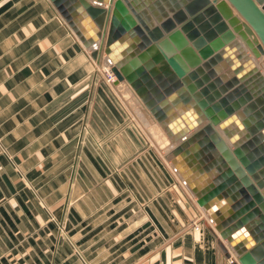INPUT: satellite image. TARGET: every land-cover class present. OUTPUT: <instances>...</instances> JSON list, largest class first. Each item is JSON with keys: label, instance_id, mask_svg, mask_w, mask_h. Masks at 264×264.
Wrapping results in <instances>:
<instances>
[{"label": "crops", "instance_id": "0c3cea01", "mask_svg": "<svg viewBox=\"0 0 264 264\" xmlns=\"http://www.w3.org/2000/svg\"><path fill=\"white\" fill-rule=\"evenodd\" d=\"M107 62L52 0H0V264H229Z\"/></svg>", "mask_w": 264, "mask_h": 264}, {"label": "water", "instance_id": "95a60500", "mask_svg": "<svg viewBox=\"0 0 264 264\" xmlns=\"http://www.w3.org/2000/svg\"><path fill=\"white\" fill-rule=\"evenodd\" d=\"M52 2L175 143L232 264H264V0Z\"/></svg>", "mask_w": 264, "mask_h": 264}, {"label": "rangeland", "instance_id": "374dc122", "mask_svg": "<svg viewBox=\"0 0 264 264\" xmlns=\"http://www.w3.org/2000/svg\"><path fill=\"white\" fill-rule=\"evenodd\" d=\"M259 60H260V62L262 64H264V57L263 56ZM119 93L122 96V98L126 101L128 106L132 109L134 114L137 116V118L139 120L140 127L142 128V130L146 134H148V140H149L150 143H152L154 145V148H155V151H156V155H158L159 158L163 159L164 161L167 160L168 162H170L168 160L167 156H166L167 153H168V149H167L168 148V143L170 141L169 136L167 135V133L165 132L164 128L161 126L159 121L156 119V117L153 115L151 110L146 106L145 102L142 100V98L140 97L138 92L130 84V82H128L127 80H124L121 83V85L119 86ZM192 198H193V200L196 201L197 197L195 198L193 196ZM203 209L204 208H202V210L200 212L201 216H202V212H204V215L202 217V221H204V223L208 227H210V229L212 230V228L215 227L214 226L215 223H213L214 221L210 220L208 214ZM200 213H198V215ZM199 217H200V215H199ZM214 231L217 234L216 235L217 239L220 238L221 240H223V238H222L221 234L219 233V231L217 229H215V228H214ZM225 242L227 244V241H225ZM232 254L236 258V256H235L236 253L232 251ZM234 257H233V259H235Z\"/></svg>", "mask_w": 264, "mask_h": 264}, {"label": "bare ground", "instance_id": "6f19581e", "mask_svg": "<svg viewBox=\"0 0 264 264\" xmlns=\"http://www.w3.org/2000/svg\"><path fill=\"white\" fill-rule=\"evenodd\" d=\"M262 56L264 57V55H261V57H259V58H255L254 60H256V62L258 63V65H260V67H261V69L264 71V64H262L261 62H260V58H262ZM108 63V62H107ZM109 68V67H108ZM110 71H111V69H110ZM115 80H116V75H115ZM114 80V81H115ZM124 81V80H123ZM122 81V82H123ZM149 115V114H148ZM157 127V126H156ZM158 128V127H157ZM160 129V128H159ZM162 135V134H161ZM170 139V138H169ZM170 145H168V150H170L174 145H175V143L174 142H172L171 140H170ZM171 162V161H170ZM172 163V162H171ZM173 164V163H172ZM174 166V165H173ZM175 168V167H174ZM176 170V169H175ZM176 172H177V170H176ZM178 173V172H177ZM178 175L181 177V175L178 173ZM182 178V177H181ZM183 179V178H182ZM184 180V179H183ZM187 187H188V185H186ZM190 189V188H189ZM195 195V194H194ZM200 205V204H199ZM201 206V205H200ZM202 207V206H201ZM202 208H204V207H202ZM203 210H205V212L208 214V212L206 211V209H203ZM208 216H209V218H210V220H212V218L210 217V215L208 214ZM213 221V220H212ZM212 223V222H211ZM214 223V222H213ZM215 228V227H214ZM226 241V240H225ZM236 256V255H235ZM234 257V255L232 256V258ZM235 258V257H234Z\"/></svg>", "mask_w": 264, "mask_h": 264}, {"label": "built area", "instance_id": "2783aa9c", "mask_svg": "<svg viewBox=\"0 0 264 264\" xmlns=\"http://www.w3.org/2000/svg\"><path fill=\"white\" fill-rule=\"evenodd\" d=\"M103 67H104V70L106 71L107 80L109 82H114V80H115V74L112 71H109L108 68H106L105 65H103ZM199 215H200L199 218L202 220V217L204 215V212H202V216H201V213ZM199 224H194V226H196V228H199L200 227ZM227 259H228L229 264H232V259L231 258H227Z\"/></svg>", "mask_w": 264, "mask_h": 264}]
</instances>
